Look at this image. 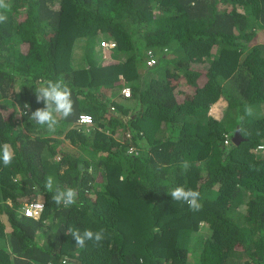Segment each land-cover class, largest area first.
I'll use <instances>...</instances> for the list:
<instances>
[{"label": "trees", "instance_id": "trees-1", "mask_svg": "<svg viewBox=\"0 0 264 264\" xmlns=\"http://www.w3.org/2000/svg\"><path fill=\"white\" fill-rule=\"evenodd\" d=\"M6 2L0 264H264V0ZM102 39L115 42L110 63ZM61 77L73 114L49 133L29 115L44 107L35 89ZM48 176L77 202L57 206ZM177 186L199 191L202 209L174 201ZM37 197L40 217H25ZM101 228L84 248L69 231Z\"/></svg>", "mask_w": 264, "mask_h": 264}, {"label": "clouds", "instance_id": "clouds-1", "mask_svg": "<svg viewBox=\"0 0 264 264\" xmlns=\"http://www.w3.org/2000/svg\"><path fill=\"white\" fill-rule=\"evenodd\" d=\"M9 9H10V5L6 2V0H0V23H4L6 21L7 19L6 13L9 11ZM102 40H109V39H102ZM99 46H98V50L99 52H101ZM112 51L109 52L110 55ZM100 55H102V52ZM110 55L109 57L111 60ZM146 56H147L146 57L147 60H149V58L154 60V64L148 66L150 67L155 66L156 65L155 54L148 51L146 53ZM35 96H36V102L43 103L44 107L37 108L35 111H31V114L29 115V119L35 121L37 125L46 128V130L49 133H55L59 126L60 120L67 119L73 114V100L71 97L70 86L62 77L56 79L55 81L47 80L35 89ZM122 97L124 99H127L123 95ZM215 104L211 105L210 108ZM25 107L27 108L28 105H25ZM111 110L114 112L115 108H111ZM246 111L248 112V114H251L250 109H246ZM222 113H223V108L220 111L219 119H217V121L221 119ZM92 124L93 121L90 125H85V126L90 127ZM131 152H135V150L131 149ZM13 159H14V151L11 150L8 146H4L2 149V160L4 165L6 167L9 166L13 162ZM182 167L185 170H187V168L189 167L188 162L184 161L182 163ZM45 187L49 191H52L54 193L52 195V200L57 206H60L62 204L65 208H68L77 202L76 190L71 187L67 189H61L59 186L55 185V178L53 176H48L46 178ZM169 194L171 195L174 201L187 204L189 210L193 212H198L203 207L201 203V194L197 190L191 188L186 189L184 186H177L176 188L171 190ZM35 200H39V199H35ZM69 231L71 232L75 244L78 245L80 248H84L86 246L87 241H92L94 244L100 245L101 242L105 239V230L103 228H101L98 231H93L91 229H85L83 232H81L79 229H69Z\"/></svg>", "mask_w": 264, "mask_h": 264}, {"label": "built area", "instance_id": "built-area-1", "mask_svg": "<svg viewBox=\"0 0 264 264\" xmlns=\"http://www.w3.org/2000/svg\"><path fill=\"white\" fill-rule=\"evenodd\" d=\"M99 45L101 52H110L115 48V43L112 40H102ZM152 64H154V60L149 58L148 65H152ZM122 95L125 98H128L130 96L129 89H124L122 91ZM208 113L212 119L214 120L219 119L220 111L215 106H212L209 109ZM78 122L82 125H90L92 123V118L87 115H81L79 116ZM225 143L227 144V142ZM263 148L264 145L259 147V149H263ZM43 209L44 206L41 200H33L24 205L22 209V213L27 218L38 219Z\"/></svg>", "mask_w": 264, "mask_h": 264}, {"label": "rangeland", "instance_id": "rangeland-1", "mask_svg": "<svg viewBox=\"0 0 264 264\" xmlns=\"http://www.w3.org/2000/svg\"><path fill=\"white\" fill-rule=\"evenodd\" d=\"M99 54H101V52H99ZM109 55H110L109 52H102L101 58H102V60H103L105 63H109V62H111ZM172 81H173V84L176 86V88L181 87L179 81H174V80H172ZM179 89H180V88H179ZM214 106H215L219 111H221L222 108L225 106V104H224L222 101H219V102H217ZM254 113H255V111H254ZM35 199H39V200H41L40 197H37V198H35ZM199 236H201V234H200Z\"/></svg>", "mask_w": 264, "mask_h": 264}, {"label": "water", "instance_id": "water-1", "mask_svg": "<svg viewBox=\"0 0 264 264\" xmlns=\"http://www.w3.org/2000/svg\"><path fill=\"white\" fill-rule=\"evenodd\" d=\"M239 140H240L239 129L237 128L233 137H232V141L237 144L239 142ZM80 169H81V166H80Z\"/></svg>", "mask_w": 264, "mask_h": 264}]
</instances>
